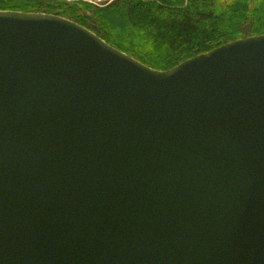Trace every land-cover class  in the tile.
<instances>
[{
    "label": "water",
    "instance_id": "95a60500",
    "mask_svg": "<svg viewBox=\"0 0 264 264\" xmlns=\"http://www.w3.org/2000/svg\"><path fill=\"white\" fill-rule=\"evenodd\" d=\"M0 264H264V34L156 70L0 10Z\"/></svg>",
    "mask_w": 264,
    "mask_h": 264
},
{
    "label": "trees",
    "instance_id": "16d2710c",
    "mask_svg": "<svg viewBox=\"0 0 264 264\" xmlns=\"http://www.w3.org/2000/svg\"><path fill=\"white\" fill-rule=\"evenodd\" d=\"M0 10L71 19L156 70L264 34V0H0Z\"/></svg>",
    "mask_w": 264,
    "mask_h": 264
},
{
    "label": "rangeland",
    "instance_id": "374dc122",
    "mask_svg": "<svg viewBox=\"0 0 264 264\" xmlns=\"http://www.w3.org/2000/svg\"><path fill=\"white\" fill-rule=\"evenodd\" d=\"M68 1H70V0H68ZM86 1L101 6V5H103V2L105 0H86ZM107 1L110 2L112 0H107Z\"/></svg>",
    "mask_w": 264,
    "mask_h": 264
}]
</instances>
